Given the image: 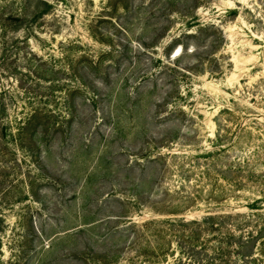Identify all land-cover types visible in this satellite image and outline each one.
<instances>
[{"label":"rangeland","instance_id":"374dc122","mask_svg":"<svg viewBox=\"0 0 264 264\" xmlns=\"http://www.w3.org/2000/svg\"><path fill=\"white\" fill-rule=\"evenodd\" d=\"M221 245L264 264V0H0V264Z\"/></svg>","mask_w":264,"mask_h":264},{"label":"trees","instance_id":"16d2710c","mask_svg":"<svg viewBox=\"0 0 264 264\" xmlns=\"http://www.w3.org/2000/svg\"><path fill=\"white\" fill-rule=\"evenodd\" d=\"M181 46H182V51L185 49V52L186 51L193 52V50H194L193 48H192V50H189L186 47L184 48V46L182 44H181ZM160 223H162L163 225H169L170 226V225H173L174 223H176V221L175 220H165L162 222L148 221V222L144 223L143 225H141V227L142 228L149 227V226H153L155 224H160ZM180 223L182 224V222L179 221V224ZM185 224H188V223H185ZM189 224L199 226L198 230L196 229L195 231H193L194 236H196L197 239L200 236V229L202 231L201 227H203L204 225L207 224L208 227H206V228H210V229H213L215 225H216L215 227H217V224H215V222L212 218H206L203 220V222L190 221ZM219 242H221V241H219ZM225 243L227 245V243H229V241H226ZM239 246H240L239 248H241L242 243L239 244ZM198 252L199 251H195V250H188L185 252L189 262L192 261V264H194L195 262L197 264H203L205 262H207V263H215V262H217V263L218 262L219 263H228L231 261V254L232 253H230L229 248L223 247L222 245L219 247H216L214 249V251H213L214 255L213 256L210 255L211 257H207L208 255H206L205 252H204L205 254H203V255L199 254ZM175 262H176V264H182L183 263L181 259H179V260L175 259ZM188 264H190V263H188Z\"/></svg>","mask_w":264,"mask_h":264},{"label":"bare ground","instance_id":"6f19581e","mask_svg":"<svg viewBox=\"0 0 264 264\" xmlns=\"http://www.w3.org/2000/svg\"><path fill=\"white\" fill-rule=\"evenodd\" d=\"M178 54V53H177Z\"/></svg>","mask_w":264,"mask_h":264}]
</instances>
